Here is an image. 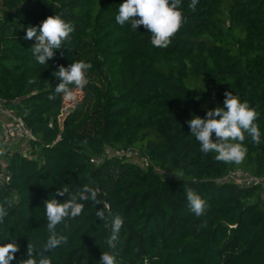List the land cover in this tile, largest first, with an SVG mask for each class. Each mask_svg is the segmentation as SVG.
Returning a JSON list of instances; mask_svg holds the SVG:
<instances>
[{"label": "trees", "instance_id": "trees-1", "mask_svg": "<svg viewBox=\"0 0 264 264\" xmlns=\"http://www.w3.org/2000/svg\"><path fill=\"white\" fill-rule=\"evenodd\" d=\"M123 2L0 0V97L34 137L29 155L13 145L0 156V204L9 213L0 244L19 245L11 264L28 258V243L42 249L49 235L43 201L88 185L100 204L80 201L82 215L57 226L68 239L46 253L51 264H99L102 251L115 264H264L262 186L217 182L239 168L264 178V0H199L194 11L182 0L186 19L167 49L153 47L143 26L116 22ZM57 13L75 25L62 45L71 50L41 65L29 49L35 41L23 37ZM79 60L92 65L89 84L73 88L80 96L60 122L64 96L55 93L52 73ZM195 78L223 101L231 91L257 111L261 143L246 135L243 163L217 162L190 134L186 121L205 117L203 103L217 95L188 86ZM109 148H134L171 176L104 157ZM185 185L207 202L205 215L189 210ZM99 208L109 219H98ZM115 214L124 223L109 248Z\"/></svg>", "mask_w": 264, "mask_h": 264}, {"label": "clouds", "instance_id": "clouds-1", "mask_svg": "<svg viewBox=\"0 0 264 264\" xmlns=\"http://www.w3.org/2000/svg\"><path fill=\"white\" fill-rule=\"evenodd\" d=\"M198 3L199 0H190L188 8L194 11ZM181 6L182 0H124L119 6L115 20L121 26L130 24L133 31L143 26L151 33L150 43L153 47L167 49L186 19L180 10ZM75 30V25L71 21L65 20L63 14L57 13L48 16L39 26L27 27L23 39L35 41L29 49L35 60L44 65L55 57L57 50L63 48L71 50L62 45L65 42L70 43L71 34ZM91 68V63L83 60L74 61L67 67L60 65L58 70L52 73L59 80L55 86V93L63 94L64 98L71 99L74 95L73 88L82 90L89 84L87 73ZM224 97L223 107L217 106L207 110L203 118L193 115L186 123L190 128V134L199 142L201 152L215 153L214 159L217 162L239 165L243 163L247 154V148L244 145L246 135L253 143L257 145L261 143L260 128L254 122L258 119V113L249 106L247 101L242 102L231 91H226ZM3 155L4 152L0 151V156ZM184 190L189 210L196 217L205 215L208 208L207 202L187 185ZM68 194L69 189L65 187L58 189L54 198L43 201L47 221L46 230L49 235L42 249H34L28 243V258L21 259L19 264H51L46 253L54 252L58 247L66 244L68 239L57 231V226L66 219H75L82 215L84 204L80 201L100 204L96 190L88 185H84L70 196ZM56 196H68V198L58 200ZM8 214L5 204H0V224L4 223ZM96 215L99 220L109 219L100 208ZM123 223V218L119 214L110 217L111 235L107 238L109 248H115ZM18 251L19 245L16 241L0 244V264H11ZM36 256L40 257L39 260L35 258ZM99 264H115V256L102 251Z\"/></svg>", "mask_w": 264, "mask_h": 264}, {"label": "built area", "instance_id": "built-area-1", "mask_svg": "<svg viewBox=\"0 0 264 264\" xmlns=\"http://www.w3.org/2000/svg\"><path fill=\"white\" fill-rule=\"evenodd\" d=\"M60 122L62 121L60 120ZM33 139V133L25 120L0 97V151L5 153L13 145H20L19 151L23 155H29L32 151L31 141ZM104 157L128 159L144 169L153 167L165 176H171L169 172L156 168L147 154L134 148L120 150L109 148L106 150ZM94 161L99 163L101 159L95 158ZM1 176L8 178L7 174H1ZM217 182L237 183L243 187L262 186L264 192V178L252 175L240 168L230 170L227 175L218 179Z\"/></svg>", "mask_w": 264, "mask_h": 264}, {"label": "rangeland", "instance_id": "rangeland-1", "mask_svg": "<svg viewBox=\"0 0 264 264\" xmlns=\"http://www.w3.org/2000/svg\"><path fill=\"white\" fill-rule=\"evenodd\" d=\"M201 90V91H210V94H217V95H212L210 98L206 99V101L203 103L207 109H214L217 106L223 107L222 101L220 94L216 91V89L206 83H203L202 80L200 79H192L187 81L188 86L194 87L195 85ZM80 92H74V95L71 99H66L64 98L63 102V108L61 111V114L59 115V121L61 120L63 122V119L65 115L74 108V102L77 98H79Z\"/></svg>", "mask_w": 264, "mask_h": 264}]
</instances>
